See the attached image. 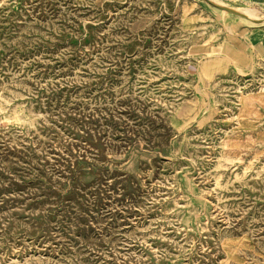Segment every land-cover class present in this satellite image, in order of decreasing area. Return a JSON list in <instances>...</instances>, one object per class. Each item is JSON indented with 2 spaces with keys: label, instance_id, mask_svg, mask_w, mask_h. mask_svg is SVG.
Segmentation results:
<instances>
[{
  "label": "rangeland",
  "instance_id": "rangeland-1",
  "mask_svg": "<svg viewBox=\"0 0 264 264\" xmlns=\"http://www.w3.org/2000/svg\"><path fill=\"white\" fill-rule=\"evenodd\" d=\"M213 3L0 0V264H264V62Z\"/></svg>",
  "mask_w": 264,
  "mask_h": 264
},
{
  "label": "crops",
  "instance_id": "crops-1",
  "mask_svg": "<svg viewBox=\"0 0 264 264\" xmlns=\"http://www.w3.org/2000/svg\"><path fill=\"white\" fill-rule=\"evenodd\" d=\"M236 5L234 9H255L264 13V0H225ZM241 11V10H240ZM244 12V11H242ZM244 18V17H242ZM247 20L246 18H244ZM262 19V18H257ZM251 21V20H250ZM255 25L240 22L238 29H232L230 37L225 39L227 52L234 64L245 67L256 61L264 62V20L252 21Z\"/></svg>",
  "mask_w": 264,
  "mask_h": 264
},
{
  "label": "water",
  "instance_id": "water-1",
  "mask_svg": "<svg viewBox=\"0 0 264 264\" xmlns=\"http://www.w3.org/2000/svg\"><path fill=\"white\" fill-rule=\"evenodd\" d=\"M213 4L217 8L221 9V10H224L226 12L232 13V14L237 15V16H240V17H244L246 19H249V20H252V21H255V22H260V21H263L264 20V18H262V19L252 18L247 13L242 12V11L237 10V9H234L232 7L226 6V5H222V4H218V3H213Z\"/></svg>",
  "mask_w": 264,
  "mask_h": 264
},
{
  "label": "bare ground",
  "instance_id": "bare-ground-1",
  "mask_svg": "<svg viewBox=\"0 0 264 264\" xmlns=\"http://www.w3.org/2000/svg\"><path fill=\"white\" fill-rule=\"evenodd\" d=\"M215 1V0H214ZM216 2H218V1H216ZM219 3V2H218ZM221 4V3H220ZM226 5V4H225ZM243 9V8H242ZM245 9V8H244ZM243 11V10H242ZM245 13H247L248 15H253V16H259V12L257 11V10H255V9H247V10H245L244 11ZM253 16H251L252 18H259V17H253Z\"/></svg>",
  "mask_w": 264,
  "mask_h": 264
}]
</instances>
